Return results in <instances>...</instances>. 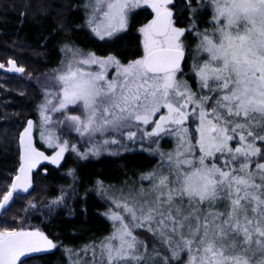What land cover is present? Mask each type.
<instances>
[{
	"label": "snow or ice",
	"instance_id": "6c2138e0",
	"mask_svg": "<svg viewBox=\"0 0 264 264\" xmlns=\"http://www.w3.org/2000/svg\"><path fill=\"white\" fill-rule=\"evenodd\" d=\"M186 3L191 20L182 28L170 7L174 0H92L88 23L101 40L127 30L136 9H151L153 18L139 29L143 54L124 65L69 48L56 92L48 93L57 102L42 108L45 124L49 111L81 110L66 117L81 136L153 125L145 135L176 138L175 150L161 153L160 168L142 177L149 187L114 200L120 209L109 216L115 231L98 253L93 249L99 264H264V0ZM205 7L211 8V30L197 24ZM186 33L195 37L194 49L186 48ZM186 51L199 91L182 75ZM92 65L99 70H86ZM109 67L116 70L111 79ZM9 70L23 72L14 64ZM32 127L29 121L20 138V174L0 194V210L28 191L30 170L50 159L33 146ZM45 139L59 149L51 157L58 163L67 142H57L52 132ZM53 247L39 231L0 230V264Z\"/></svg>",
	"mask_w": 264,
	"mask_h": 264
},
{
	"label": "trees",
	"instance_id": "16d2710c",
	"mask_svg": "<svg viewBox=\"0 0 264 264\" xmlns=\"http://www.w3.org/2000/svg\"><path fill=\"white\" fill-rule=\"evenodd\" d=\"M176 1L177 3L183 1L185 4L181 3L183 6L180 5L182 8L180 14L174 15V19L177 26L187 28L191 16L186 0ZM204 2L207 5V0ZM208 9L209 7L198 9L196 19L199 17L202 19L199 22L197 20L201 30L207 24ZM151 17L144 8L136 9L130 14L127 30L119 31L110 38L101 40L85 26L86 15L82 9V0H0V60L6 53L17 54L19 59L28 62L42 74H47L49 71L60 70L59 63L64 56L60 47L69 42L96 56H112L121 64H126L142 56V36L139 29L143 26L141 24L150 21ZM186 36V48L188 46L194 48L195 37L187 33ZM189 59L186 51L187 62L183 64L182 75L187 82L191 81L192 77L195 78L192 69L188 66ZM38 92V88H32L27 96L14 95L10 100L11 105L4 111V120L0 123V194H3L9 184L11 185L18 167V145L13 140L16 136L15 126H20L23 119L14 116L20 113L19 115H27V120L35 118L34 106ZM35 144L38 149L50 154L49 150L39 142L35 141ZM150 152L148 151L149 155ZM69 162L70 159L67 158L63 166L42 167L33 177V181L37 176L41 180L34 181L36 187H33L28 195L15 199L10 209L0 215L3 217L6 213L12 212L13 205L18 200L26 203L31 193H35L38 187L44 188L47 197L59 194L58 189L63 190L65 187L69 191L64 204L62 202L58 206L49 208L45 204L48 200L44 197L38 204V209L23 205L24 208L20 213H14L16 217L12 230H24L19 228L21 224L19 222L30 215L32 227L27 230H34V227H37L36 230L45 233L55 245L52 253L28 259L22 264L29 260H35L37 264H99V256L94 257L93 249L98 253L99 243L115 231L114 222L109 216L118 209L114 204L115 197L108 196L100 190L101 187L107 186L105 182L111 181L95 180H108L119 175L127 166H137L141 161L136 154H121L114 158L79 162V165L75 166L74 163L69 165ZM67 165L75 170L76 174L74 173L73 177L76 181L65 178ZM143 184L147 187L149 181L132 187L139 190ZM38 194L42 195V192ZM141 238L148 240L151 247L152 238L147 233H143Z\"/></svg>",
	"mask_w": 264,
	"mask_h": 264
},
{
	"label": "rangeland",
	"instance_id": "374dc122",
	"mask_svg": "<svg viewBox=\"0 0 264 264\" xmlns=\"http://www.w3.org/2000/svg\"><path fill=\"white\" fill-rule=\"evenodd\" d=\"M183 5L185 4L183 1H179ZM92 0H82V9L84 14L86 15L85 19V26L88 27L92 31L91 26L89 25L88 21L90 18L91 13V5ZM181 3H177L174 0V5L170 6L173 8L174 15L179 16L181 7ZM182 5V6H183ZM143 8V7H142ZM184 8V7H183ZM147 13H149L153 18V13L151 9L144 8ZM208 19L206 20L205 28H209L211 30V8L208 9ZM150 19V20H151ZM198 22L202 19L199 17L197 18ZM149 22V21H148ZM147 22V23H148ZM204 22V20H203ZM202 22V23H203ZM145 23V24H147ZM141 24V25H145ZM93 33V31H92ZM94 34V33H93ZM94 36H96L94 34ZM97 37V36H96ZM98 38V37H97ZM110 37H105L108 39ZM141 47H142V37H141ZM61 51L64 52V56L61 58L59 63L60 70L56 71H49L47 74H42L40 70L33 68L28 62L19 59L17 54L6 53L3 58L0 60V64L3 65L0 69V123L4 120L5 113L9 105H11V97L14 95H21L27 96L29 90L32 88H38V96L36 99V104L34 106V115L35 118H30L27 120V115H19L18 113L14 116L15 118L23 119L22 124L16 125V132L13 134L15 136L13 142L17 145V139L19 132L23 129V127L27 124V122L32 121L33 124V135L35 141L39 142L46 150H49V153H52L57 148L56 147H49L48 143L46 142V137L50 132L54 133L56 137H58V141L60 143L67 142L68 150L66 151V155L64 157L63 164L66 162V159L69 158L70 162L69 165L74 163L75 165H79V162L85 163L87 161H96L101 158L120 156L121 154H136L139 160L141 161L137 166L129 165L122 170V172L117 175L109 178L108 180L103 179H96L95 181H111L105 182L107 185L106 187H101L100 190L106 195L115 197V199L120 198L123 194H127L130 190H138L133 189V185L140 184L141 182H145L148 180L142 179V177L147 176L157 169L160 168L162 163L161 153H170L173 152L177 146L176 138L173 135L169 134H161L160 137H149L145 135L147 131H150L153 125L143 126V125H136L128 129H124L122 133H105L103 135L97 133L96 135L92 136L91 138L87 135L81 136L79 133L75 131L74 126L71 122L66 120L68 115H80L81 110L74 109L73 107L69 106L63 112H51L49 111L47 114L52 117L50 123L45 124L43 117L41 115L42 108L47 104L48 100H52V103L55 104L57 101L53 96L48 95L49 92L55 93L56 88L53 87L55 84V77H57L64 69L70 57V53L68 52L69 48L78 49L81 53L87 55L88 51L81 50L74 46L72 43H65L60 47ZM194 49V48H192ZM21 52V51H20ZM93 54V53H92ZM21 55V54H20ZM96 56V55H95ZM100 59H106V57H99ZM32 60V57H30ZM14 60L17 62L18 66L23 68V73L21 76H15L5 73V69L8 66V61ZM7 63V64H6ZM129 63V62H128ZM126 63V64H128ZM124 64V65H126ZM189 68L192 69L193 67V60L190 58L188 63ZM86 67V66H85ZM93 72L98 71L99 67L97 65H92L90 69ZM115 68L109 67L108 68V77L111 79L114 76ZM184 78V77H183ZM187 80L186 78H184ZM191 86L193 91H199L196 85V78L192 77V80L188 82ZM13 115L12 112H10ZM195 123H192L189 127L190 135H195ZM128 132H135V137L132 139L128 138ZM111 141L115 139L117 143H104L105 140ZM195 143V141H193ZM73 148L75 150H73ZM150 152V155L148 154ZM143 154V155H140ZM76 174L75 170L72 169L70 166L67 165V169L64 172V176L69 181H76V178L73 177V174ZM41 176V175H39ZM34 181H41L38 176L35 178ZM41 184V182H39ZM38 186V185H37ZM144 188L146 185H144ZM34 187H36V182H34ZM10 188V184L5 188V193ZM40 188V189H39ZM36 189V188H35ZM42 192V195L38 194V192ZM59 194L55 196H48L44 190V188L38 187L35 193H31L30 199L25 201L18 200L15 202L14 210L12 212L6 213L3 217H0V230L8 229L12 230L11 227L13 226V221L16 217V213H20L24 207L28 206L31 209H38V204L41 202L42 198L45 197V200H48V203H45L47 207L53 208L55 206L60 205L62 202L68 198L69 191L65 187L62 189H58ZM45 192V193H44ZM25 203V204H24ZM23 205H25L23 207ZM120 211V209L116 210ZM31 216H25L22 221L19 223L20 229L27 230L32 227ZM23 222V223H22ZM34 229H38L34 227ZM24 264H37L35 260H29Z\"/></svg>",
	"mask_w": 264,
	"mask_h": 264
},
{
	"label": "water",
	"instance_id": "95a60500",
	"mask_svg": "<svg viewBox=\"0 0 264 264\" xmlns=\"http://www.w3.org/2000/svg\"><path fill=\"white\" fill-rule=\"evenodd\" d=\"M185 59H186V54H185ZM11 62V63H10ZM13 64L15 65V67L17 68H20L15 61L11 60L8 62V66L7 68L4 70L5 73L7 74H10V75H15V76H18V75H21L23 72H18V71H10L9 69H11L13 67ZM183 67V65H182ZM1 69V68H0ZM27 125H28V122L27 124L23 127V129L19 132L18 134V139H17V145H18V167L16 169V172H15V176L13 177L11 183L15 182V177L17 175H19V169L21 167V155H22V146H21V142H20V138L21 136L23 135L24 133V130L25 128H27ZM31 142L33 144V146L38 150V151H41L40 149H38L35 145V140H34V135H33V127H32V130H31ZM59 151V149H57L54 153L52 154H46L45 152H43L46 156H48L50 159L49 160H41L39 163L36 164L35 167H33L30 172H29V179H30V187L28 188V191L27 192H23L21 191L19 193V196H26L28 195L32 190H33V187H34V181H33V177L34 175L44 166H49V167H58L59 165H61L62 161L64 160V157H65V154H66V151L64 152L63 154V157L62 159H60L58 161V163H52L51 162V157L55 156L56 153ZM5 210H0V215L4 212ZM16 231H20V230H16ZM23 231H39L41 233H43L42 231L40 230H23ZM44 236H46L49 240L52 241L51 238H49L45 233H43ZM53 242V241H52ZM54 244V243H53ZM55 247L53 248H50V249H45V250H42V251H38V252H30V253H26L24 256L20 257V260L17 262V264H22L24 261L28 260V259H32V258H37V257H41V256H44V255H48L50 253H52L54 251Z\"/></svg>",
	"mask_w": 264,
	"mask_h": 264
}]
</instances>
